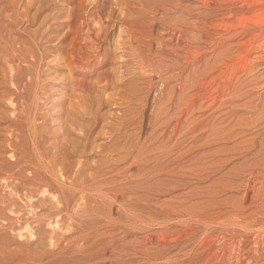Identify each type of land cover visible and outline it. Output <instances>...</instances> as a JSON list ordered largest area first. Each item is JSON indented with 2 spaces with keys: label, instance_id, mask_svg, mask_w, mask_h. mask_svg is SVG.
I'll list each match as a JSON object with an SVG mask.
<instances>
[{
  "label": "rangeland",
  "instance_id": "374dc122",
  "mask_svg": "<svg viewBox=\"0 0 264 264\" xmlns=\"http://www.w3.org/2000/svg\"><path fill=\"white\" fill-rule=\"evenodd\" d=\"M87 263L264 264V0H0V264Z\"/></svg>",
  "mask_w": 264,
  "mask_h": 264
},
{
  "label": "bare ground",
  "instance_id": "6f19581e",
  "mask_svg": "<svg viewBox=\"0 0 264 264\" xmlns=\"http://www.w3.org/2000/svg\"><path fill=\"white\" fill-rule=\"evenodd\" d=\"M100 9H101V7H100ZM130 32V31H129ZM74 44V43H73ZM37 45V44H36ZM72 46V45H71ZM72 59V58H71ZM76 65V64H75ZM226 74V73H225ZM34 103V102H33ZM86 110V109H85ZM33 119V118H32ZM72 120V119H71ZM180 121V120H179ZM30 126V125H29ZM28 126V127H29ZM89 139V138H88ZM36 149V148H35ZM88 151V150H87ZM37 152V151H36ZM44 159V158H43ZM157 161V160H156ZM64 185V184H63ZM71 186V185H70ZM74 185H72V187H73ZM100 186V185H99ZM72 187H71V189H72ZM75 187V186H74ZM73 187V188H74ZM68 188V187H67ZM66 189V188H65ZM101 189V188H100ZM97 190V189H96ZM74 192V191H73ZM63 193H64V191H63ZM66 198V197H65ZM64 212V211H63ZM77 222V221H76ZM91 249V248H90ZM93 249H95V248H93ZM83 253V252H82ZM71 254V253H70ZM45 255V254H44ZM106 260V259H105ZM89 262V261H88ZM87 264H89V263H87Z\"/></svg>",
  "mask_w": 264,
  "mask_h": 264
}]
</instances>
